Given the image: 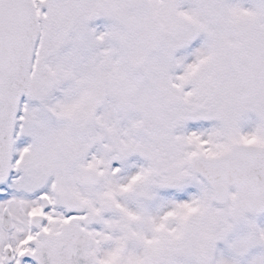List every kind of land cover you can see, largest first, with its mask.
<instances>
[{"label": "snow or ice", "instance_id": "6c2138e0", "mask_svg": "<svg viewBox=\"0 0 264 264\" xmlns=\"http://www.w3.org/2000/svg\"><path fill=\"white\" fill-rule=\"evenodd\" d=\"M0 264H264V0H0Z\"/></svg>", "mask_w": 264, "mask_h": 264}]
</instances>
